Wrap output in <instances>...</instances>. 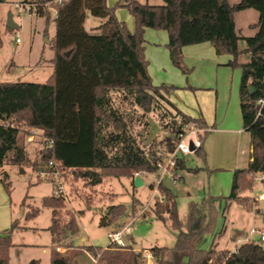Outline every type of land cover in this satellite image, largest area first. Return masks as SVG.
<instances>
[{"label":"trees","instance_id":"obj_1","mask_svg":"<svg viewBox=\"0 0 264 264\" xmlns=\"http://www.w3.org/2000/svg\"><path fill=\"white\" fill-rule=\"evenodd\" d=\"M47 1L37 0L34 12L47 21L52 18L55 24L53 73L44 83L0 81V167L26 164L38 167L57 161L65 169L82 171V178L91 185L99 184L103 175L128 178L134 172H156L159 153L152 147H141L130 132L138 108L146 114L160 107L161 100L168 105L163 110L173 117L171 130L175 139L167 141L171 149L186 125L205 127L203 119H192L167 100L169 87L152 84L144 59L143 33L145 28L162 29L167 32V46L175 55L172 61L185 75L190 69L183 63L181 48L201 42H210L217 54L232 55L229 65L241 68L240 111L243 126L251 136L252 159L246 168L234 171L230 193L223 199L251 208V200L239 194L251 188L249 174L264 172V104L261 107L257 104L264 96V0H238L233 4L227 0H161V4L120 0L118 6L128 9L134 17L132 34L116 18L114 8L108 7L106 0H65L56 5L54 17L43 6ZM246 9L258 13L257 21L249 26L254 33L247 36L236 29L233 18L234 13ZM87 13L101 20L94 28L96 32L84 27ZM240 41L244 42L243 49L239 48ZM243 53L249 54V62L238 63ZM113 94H121L131 108L130 114L113 106ZM20 126L42 132L45 146L39 163L31 164L26 150L18 143ZM205 136L204 131L200 135L201 145L194 151L200 156ZM177 165L184 169V160L179 159ZM6 178L3 173L2 182L9 191ZM157 190L163 200L155 201L154 218L175 232V243L171 248L150 249L157 255L156 264H264V248L256 242L241 243L234 251L217 250L214 244L207 250L197 247L200 235L213 229L217 210L212 196L200 202L190 201L181 220L176 196L163 183L157 185ZM63 200L54 196L42 199V206L52 208L48 227L52 235L50 264H73V257L79 255L77 251L56 250L58 235L78 232L73 217L60 228L56 208ZM123 211L122 205L109 206L101 224L110 215ZM38 212V208L28 210L25 219L35 217ZM17 227L14 220L0 236V264H10L11 232ZM72 248L67 245L66 249ZM87 251L99 255L96 264H141L140 251L131 246H88ZM165 256L169 258L164 259Z\"/></svg>","mask_w":264,"mask_h":264},{"label":"rangeland","instance_id":"obj_2","mask_svg":"<svg viewBox=\"0 0 264 264\" xmlns=\"http://www.w3.org/2000/svg\"><path fill=\"white\" fill-rule=\"evenodd\" d=\"M21 1L4 0L0 3V81L44 83L49 74L48 66H44L41 63L37 64V62L40 59L47 58L53 51L54 23L52 18L47 21L35 12L29 14L24 9L16 8L14 4ZM31 1L35 2L34 0L29 2L31 3ZM119 1L106 0V4L108 7L114 8L116 18L124 23L126 30L131 28L132 34L135 31L134 17L128 9L118 6ZM137 1L141 3L147 2V0ZM228 1L233 3L238 0ZM155 2V0L149 1V3ZM157 2L161 3V0H157ZM8 13L12 14V18L17 25L14 29H9L6 26ZM237 15L235 19L238 27H242L244 22L250 18L247 17L248 14H244L238 19ZM243 30V34L248 32L244 27ZM250 32L252 33V31ZM156 57L158 56L156 55ZM144 59L147 62V71L150 70L152 73H156L157 71L154 72L152 69L154 64L146 57L145 53ZM169 61L171 65L176 67L170 58ZM40 62L43 61L41 60ZM183 63L185 64L184 60ZM186 67L188 66L186 65ZM188 68L190 69V67ZM235 73H240L238 68L235 69ZM236 78L239 80V75L236 74ZM155 80V82H158L157 77H155ZM162 85L161 83L155 86ZM164 86L170 87L168 85ZM112 104L123 111L127 110V114H130L131 108L123 101L121 94L112 95ZM167 106L161 100L160 107H156L155 110L146 114H143L142 110L138 108L133 114L130 125V132L140 146L145 149L152 147L162 158L168 157L173 149L168 145V139H175V133L171 130L173 117L164 114L163 110ZM126 120L128 121L127 117ZM26 129L28 128L20 126L22 131L18 134V143L26 150L31 164L39 163L40 153L45 146L43 134L38 130L37 137H34L32 142H28ZM181 159L184 160L186 167L192 168L195 172L202 163V156L195 152L181 155ZM36 168L29 164L22 166L4 165L9 191L0 183L1 203L4 206L6 205L5 207L2 206L0 210V225L2 226L0 233L11 226V221L5 220L6 211H8L13 217L21 219V221L16 220L17 226L22 224L27 228L21 234L15 233L14 242H27L33 245L30 248L18 251L17 255L14 251L16 264H30L32 260H36V264H50L52 235L48 227L51 224L52 208L42 206V199L46 196H52L53 184L49 180L37 179ZM94 171L100 173V170ZM81 174L82 171L66 170L64 172L66 198H63L61 206L56 208V218L60 228L72 217L75 218L78 225L76 234L72 235L62 232L57 236L59 247L63 250L61 253L70 251L79 253L78 256L73 257V264H92L85 254L87 247H106L109 243L107 233L111 230L112 224L115 227H122L132 219H136L131 225L132 232L125 235L124 242L136 252L143 249L150 250L156 246L167 248L174 246L175 232L167 224L154 218L155 201L163 200L156 184L160 171L143 173V184L139 187L133 184L135 172L128 178L103 175L102 181L96 185L89 184L86 179L82 178ZM173 183L170 177L163 176V185L176 196L178 216L181 220L187 214L190 201L200 202L203 198L210 196V194L202 193L203 186L206 183V177L204 179L202 175L198 178L185 176L183 182ZM188 193L190 196H188ZM112 205H122L124 211L121 214L110 215L104 224H101V219L106 216L107 208ZM35 208L39 209L38 214L26 220V212ZM217 218L218 214L213 221V229ZM5 223L7 225L4 226ZM220 226L221 216H219L217 229ZM249 229L250 225H247L243 230L249 231ZM230 234H232L231 228L228 229L225 239ZM83 238L85 240H82ZM229 243L230 240L228 239L225 244L228 245ZM67 245H72L73 248L66 249ZM262 245L264 246V243ZM88 252L92 254L90 251ZM140 263L143 262L140 260Z\"/></svg>","mask_w":264,"mask_h":264},{"label":"crops","instance_id":"obj_3","mask_svg":"<svg viewBox=\"0 0 264 264\" xmlns=\"http://www.w3.org/2000/svg\"><path fill=\"white\" fill-rule=\"evenodd\" d=\"M29 1L22 0L21 2ZM149 1L147 0L145 3H149ZM155 1V3L149 4L162 3H158L157 0ZM250 10L253 9L239 11L233 15L235 27L241 35L247 36L254 33V29L249 26L257 21L258 13L255 10ZM244 14H248L247 17L250 18L244 22L242 27H238L235 17L237 15L239 19ZM52 17L54 16L52 15ZM100 22V19L92 18L87 13L84 27L89 32H96L94 28ZM243 27L248 31L245 32L246 34H243ZM127 32L131 34V28H128ZM143 39L144 53L154 64L153 71H157L156 73L148 71L152 84L159 85L162 83L163 85L170 86L168 93L165 94L167 100L181 113L192 119H203L205 124V127L202 128V133L206 132L202 143V163L197 167L198 170L195 172L192 168L186 167V165L184 169L178 168V173L181 176L179 181L181 182H183L185 176L198 178L202 175L204 179L206 177L202 193L210 194L214 198L218 214L214 229L212 231H205L200 235L197 247L201 250H207L214 244L218 250H233L241 243H245L246 235H248L251 228H255L259 233L252 234L250 238L264 248L262 245L264 241L259 239V235L264 234V179L259 178L260 174L256 173V178L248 176L247 178L252 181L251 188L239 194L241 197H247L251 200V208L244 207L236 202H227L223 199V197H227L230 193L234 171L246 168L252 159L251 136L243 126L240 111L239 87L241 68L229 65L230 61L233 60L232 55L217 54L210 42H201L185 45L181 48L182 58L185 64L190 67V73L185 75L178 68L170 64L169 58L172 60L173 56L167 46L168 34L165 30L145 28ZM244 47V42L240 41L239 48L243 49ZM53 57L54 51L47 58L40 59L37 62V64L41 63L44 66H48V78L53 73ZM249 59V54L243 53L238 57V63H247ZM41 60L43 62H40ZM236 68L239 69L240 73H235ZM236 74L239 75V80L236 78ZM155 77H157L158 82H155ZM26 130V139L28 142H32L28 140V136L30 133L36 132L34 136L36 138L38 129ZM20 131L22 130H19V133ZM3 173H6L4 165L0 167V183L4 186L2 182ZM188 196H190L189 193ZM1 201L2 195L0 190V210L4 206ZM219 216H221V226L217 229ZM5 220H10L11 224L14 220L21 221V219L13 217L12 214L10 215L8 211H6ZM5 225L7 224L5 223ZM247 225H250V229L249 231H244L243 229ZM112 227H115L114 224H112ZM229 227L232 229V234L225 239V235L228 229H230ZM26 229L21 224L11 232L12 246L8 251L10 264H16L14 257L18 251L33 246L27 242H14L15 233L21 234ZM3 232L0 233V236ZM228 239L230 243L226 245L225 242ZM82 240H85V238ZM14 251L16 252L15 256ZM168 258V256H165V259ZM30 264H36V260H32Z\"/></svg>","mask_w":264,"mask_h":264},{"label":"built area","instance_id":"obj_4","mask_svg":"<svg viewBox=\"0 0 264 264\" xmlns=\"http://www.w3.org/2000/svg\"><path fill=\"white\" fill-rule=\"evenodd\" d=\"M65 0H49L43 4V6L48 7L49 12L55 16L56 14V5ZM37 3L35 2H20L14 4V6L18 9H24L29 14L34 12ZM18 41V39H16ZM258 106H262L264 104V96L257 100ZM260 112H257V116H259ZM36 132L30 133L28 136L29 141H33ZM202 134V128L196 126L194 123H190L186 125L182 132L178 135V142L173 147L171 153H169L168 157L162 158L157 161V170L160 171V175L156 180V184L162 183L163 176H168L172 179L173 182H177L180 180V175L178 173V165L177 162L181 159V155L194 152L200 145V135ZM52 141H49L51 143ZM192 142L194 145V151H191L189 148V143ZM68 170L61 166V164L57 161H48V163L44 165H39L36 168L37 171V179L39 180H49L53 184L52 196L66 198V194L64 192V172ZM260 174L259 178L264 179V172H256ZM249 174L250 177L256 178L255 174ZM143 173L135 172L134 176L142 177ZM262 198V197H260ZM136 219H132L128 224L123 225L122 227H112L111 230L107 233L108 245L107 246H116V247H126V243L124 242L125 235H128L132 232L131 225ZM254 233H259L255 228H251L248 235L245 237V242H254L250 237ZM259 239L264 241V234L259 235ZM104 247V248H107ZM236 249V248H235ZM235 249L231 250L234 251ZM58 252H63L61 247H56ZM140 260L143 262L141 264H156L157 255L151 250L143 249L140 251ZM87 257L91 260L92 264H96L99 255L90 254L88 251H85Z\"/></svg>","mask_w":264,"mask_h":264},{"label":"water","instance_id":"obj_5","mask_svg":"<svg viewBox=\"0 0 264 264\" xmlns=\"http://www.w3.org/2000/svg\"><path fill=\"white\" fill-rule=\"evenodd\" d=\"M4 0H0V3L3 2ZM6 26L9 28V29H14L17 27L16 23L14 22L13 18H12V14L11 13H8L7 15V19H6ZM175 55H173V59H174ZM250 91L252 92L253 91V88L252 87H249ZM189 148L191 151H194V145L192 142L189 143ZM133 184L136 186V187H139L143 184V181L141 179L140 176H136L134 177L133 179Z\"/></svg>","mask_w":264,"mask_h":264}]
</instances>
